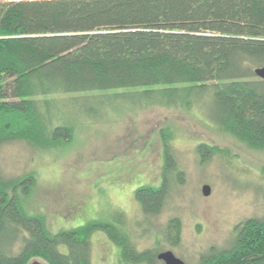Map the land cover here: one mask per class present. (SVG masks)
Returning a JSON list of instances; mask_svg holds the SVG:
<instances>
[{
    "label": "trees",
    "instance_id": "trees-1",
    "mask_svg": "<svg viewBox=\"0 0 264 264\" xmlns=\"http://www.w3.org/2000/svg\"><path fill=\"white\" fill-rule=\"evenodd\" d=\"M262 66L264 0L0 2V152L20 143L50 150L81 118L120 107L196 112L264 149V82L253 74ZM211 152L197 148L201 164ZM170 179L184 180L165 143L160 187L135 192L143 215L160 214ZM32 187V175L0 169V264H91L88 240L75 233L85 226L49 233L22 211L19 196ZM142 256L158 264L148 252L132 257ZM201 263L264 264V216L236 228L231 247Z\"/></svg>",
    "mask_w": 264,
    "mask_h": 264
},
{
    "label": "rangeland",
    "instance_id": "rangeland-1",
    "mask_svg": "<svg viewBox=\"0 0 264 264\" xmlns=\"http://www.w3.org/2000/svg\"><path fill=\"white\" fill-rule=\"evenodd\" d=\"M70 129L67 142L47 151L4 147L0 169L11 178L32 175L20 206L49 233L85 226L75 233L88 240L91 264H148L145 256H132L165 251L202 264L211 252L231 247L236 228L264 216V149L208 126L196 112L120 107ZM165 143L184 180L170 179L160 214L145 216L135 192L160 187ZM203 146L212 152L201 164L196 150Z\"/></svg>",
    "mask_w": 264,
    "mask_h": 264
},
{
    "label": "water",
    "instance_id": "water-1",
    "mask_svg": "<svg viewBox=\"0 0 264 264\" xmlns=\"http://www.w3.org/2000/svg\"><path fill=\"white\" fill-rule=\"evenodd\" d=\"M253 74L255 75L256 78L264 82V66L255 68L253 70ZM201 193L204 197H208L210 193V188L208 186H203L201 189ZM156 259L162 264H185L182 260L175 257L174 254L170 251L159 253L156 256ZM31 264H41V263L38 261H34Z\"/></svg>",
    "mask_w": 264,
    "mask_h": 264
},
{
    "label": "crops",
    "instance_id": "crops-1",
    "mask_svg": "<svg viewBox=\"0 0 264 264\" xmlns=\"http://www.w3.org/2000/svg\"><path fill=\"white\" fill-rule=\"evenodd\" d=\"M0 2H5V1H0Z\"/></svg>",
    "mask_w": 264,
    "mask_h": 264
}]
</instances>
